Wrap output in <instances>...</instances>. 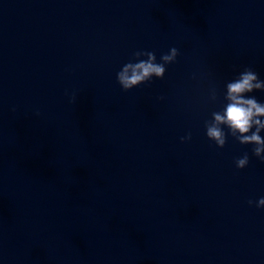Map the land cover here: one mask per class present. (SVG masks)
Wrapping results in <instances>:
<instances>
[{
    "label": "water",
    "instance_id": "obj_1",
    "mask_svg": "<svg viewBox=\"0 0 264 264\" xmlns=\"http://www.w3.org/2000/svg\"><path fill=\"white\" fill-rule=\"evenodd\" d=\"M245 67L264 80V0H0V264H264V162L204 128Z\"/></svg>",
    "mask_w": 264,
    "mask_h": 264
},
{
    "label": "clouds",
    "instance_id": "obj_2",
    "mask_svg": "<svg viewBox=\"0 0 264 264\" xmlns=\"http://www.w3.org/2000/svg\"><path fill=\"white\" fill-rule=\"evenodd\" d=\"M178 55V48L170 47L167 52L160 54L157 61L155 51L137 49L132 52V58L117 71V83L122 90L128 91L150 82L153 77L163 78L166 66L175 63ZM192 78L195 79V75ZM256 90L264 91V80H261L250 67H245L232 80L225 82L222 100L219 88L213 83L208 89L207 100L212 103L219 102L221 106L218 110L212 111L210 118L204 121V128L206 137L217 147H224L228 136H231L242 145H253L252 155L264 162V137L260 135L264 130V102L248 95ZM74 101L75 95L70 97V102ZM180 140L181 142L191 140V132L180 137ZM248 163L247 152L235 160L238 169L245 168ZM247 203L249 206L260 208L264 206V196L255 201L249 199Z\"/></svg>",
    "mask_w": 264,
    "mask_h": 264
}]
</instances>
